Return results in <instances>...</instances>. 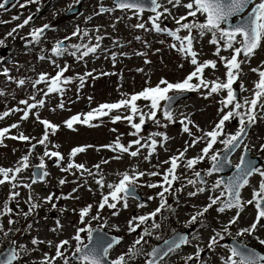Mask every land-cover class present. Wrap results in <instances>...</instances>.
<instances>
[{
  "label": "rangeland",
  "instance_id": "obj_1",
  "mask_svg": "<svg viewBox=\"0 0 264 264\" xmlns=\"http://www.w3.org/2000/svg\"><path fill=\"white\" fill-rule=\"evenodd\" d=\"M41 1L44 2L46 0ZM65 1H53L48 6L49 8H46V12L34 21V24L38 25L43 21L49 20L53 28L51 31L58 32H48L39 45L29 48L24 47L19 41L23 43L26 39L25 35H29L34 29L33 27L25 26L24 28H19L13 36H7V34L22 23L26 13H36L35 6L32 5L30 9L21 10L17 5L15 10L9 13L0 10V40L4 41L3 45H0V51L6 49V56L4 57L3 64L0 65V71L4 73V70L7 69L8 72L7 76L0 75V93H2L0 94V114L4 112L10 113L8 116L0 119V130L10 128V131L3 139V144L0 145V167H15L17 162L29 153V148L38 143V140L42 138L45 132L44 126L39 123V120H47L59 126L58 131L54 134L51 132V129L48 130L49 140L46 142L47 149H45L44 145L39 144L40 146L29 156L31 168L19 174L17 183L20 186L16 188L20 193V197L17 198L18 206L24 207L30 194L29 189L21 187V184L31 183V169L40 161L39 158L43 156L44 151H58L64 158L58 161L57 164H51L49 163L50 158L44 157L45 164L47 165L46 170L49 172V175L42 184L32 185L31 196L34 202L39 204L41 208L37 209V215L31 219L33 226L30 229L29 238H27L26 231H24L25 227L18 225L16 221L13 224V228L18 227L20 231L11 234L10 239L16 241L17 248L22 244L29 250L27 254H21L20 261L16 264H27L30 261L43 260L45 253L49 256H54L55 245L65 239L70 240V246L67 247V254H69L71 249L75 247V241L71 240L72 235L76 231L75 226L80 227L85 225L80 224L77 220V211L91 205L89 215L85 219L87 222L93 221L91 217L97 214L96 209L101 200V191L105 194L108 192L107 188L101 190L95 183V180L100 179L102 175L105 184L116 183L120 179L119 173L125 171L131 172L133 167L138 171H159L163 173L170 167V165L164 164L163 161L178 155L180 151L184 150L186 146L185 142L190 143L193 138L183 131V125L180 123V120L187 117L203 131H211L220 115L218 113V109L220 108L218 101L226 94V92H221L219 95L213 94L208 99H204L202 94L204 92L203 89L200 92H191V96L175 104L173 111L174 122L166 121L160 111L157 112V119L160 121L159 125L151 120H147L145 125L148 128L145 129L144 127L143 131L139 134L140 136L148 137L152 132H159L168 137L167 141H163L162 136L156 138L158 141L157 148L155 153L150 157V160L144 159L148 153V149H142L141 154L137 158H131L127 154H122L121 159H112L116 153L101 148L102 145L113 143L119 136L121 143L127 146L130 141L137 138L129 134L132 130L129 124L127 126L126 123H123L125 120L113 123L108 117H104L100 121L91 122L93 125L98 126L89 127L78 123L73 126V130L68 129L64 122L74 115L86 114L100 104L118 102L125 98V94L131 95L139 93L145 87H155L161 79H165L171 83L182 81L194 70V66L189 64L187 59L180 56L176 50L170 47L172 43L178 44L177 41H174L166 33L157 34L153 32L151 22L145 15L141 14L137 18L134 13L125 11L121 13L113 12L108 17H97L94 14V9H91L89 12V15H91L90 22H82L79 29L82 33L84 31L82 29L85 27V30L91 33V38L94 40L97 35L103 37L100 40L99 52L97 50L95 54L90 53L89 56L83 59H78V55H69L68 60L65 55L54 58L50 53L54 44L58 40L70 36L71 32L75 31L74 27L65 24V20H68V17L62 15L60 18H57ZM19 2L23 3L25 0H20ZM111 2L112 0H109L103 2V4L110 6ZM159 2L171 12V15L161 17L163 18L161 26L167 23L169 25L168 29L175 30L178 25H176L173 17L178 18L181 15H185L187 10L182 6L173 7L167 3V0H159ZM187 2L188 0H182V3ZM83 3L85 9L92 8L93 6L96 7L100 4L98 0H84ZM20 12L23 14L17 21L11 18L14 15L18 16ZM161 12H163V8H161ZM191 19L189 17V21ZM202 19L203 17H199L200 21ZM78 22L81 21L79 20ZM142 22L145 24L144 29L135 27V25ZM55 26H57V29L54 28ZM186 34V30L178 33L181 36ZM194 36L197 37L194 41V50L198 52V60L200 62L206 60L217 61L216 69H206L204 77L209 81L216 80L217 78L224 80L226 70L214 55L215 46L209 43L211 34L208 33L203 38H200L198 34ZM19 38L20 40H18ZM224 51L222 47L220 55L228 57L229 53L226 54ZM137 53H144V55H137ZM114 54L115 60L112 58ZM41 56L45 58L40 59ZM146 60L149 62L145 63ZM53 61H55V64ZM55 65H59L60 67L68 65V71L64 75L65 77H69L71 82L67 85H62L65 89L62 95L54 93L45 97L44 91H46L48 85L41 83L36 88H33L32 81L38 79L41 73L55 76L59 70ZM262 66V70H264V44H262L249 62L243 64L242 74L239 77L237 87L243 83L245 88L251 90L258 79V74L252 72L251 69H260ZM89 72L92 73V76L86 77L84 85L81 87L79 77ZM104 73L108 74L104 75ZM21 79L25 80L23 86L18 85V81ZM192 82L196 83L195 80ZM33 95L36 96V100L43 98L45 105L29 110V118L24 120L22 116L24 110L27 109L20 101L27 100L29 103H33L35 101L30 99ZM250 95L251 91H241L240 100ZM142 101H137L139 107ZM61 103L64 105L63 108L59 106ZM13 109H20V111H13ZM144 110L147 111L146 108ZM129 111L128 109H121L119 110V115H127ZM37 114L39 115V120L37 119ZM257 121L258 123L252 126L245 144L248 145L249 154L252 157L260 156L261 165L259 167L264 169V151H260V146L264 144V119H258ZM134 122H139L138 117L135 118ZM13 124H18L19 126L11 128ZM164 125L167 126L165 127ZM226 126L230 132H234L237 130L238 122L233 120L228 122ZM113 129L116 131H113ZM189 129L197 137L203 135V132L197 131L192 125H189ZM21 133L28 136L30 141L13 140L10 138L11 136H19ZM203 144L204 141H201L195 147L188 148L184 160L200 155V148ZM55 145H58V147H54ZM75 147H85L86 151L78 153L76 157H71L70 159L71 150ZM243 151L241 148L240 152L233 156L231 159L232 165H235L239 161ZM103 160H109L110 163L106 165L102 164ZM69 162L83 164L86 168L91 169L93 173H97L93 165L100 163L101 169L99 173L93 176H89L87 172L81 174L75 168L61 171V168H66ZM208 164L211 165L209 160ZM157 165L158 167H154ZM187 170L183 167L182 161L181 167L177 169V175L180 177L179 184L182 185L179 189L182 190L170 194L169 200L171 202L161 212L165 220L173 223L165 225L161 229L164 235H160V240L173 235L177 230H185L192 225L193 223H188L190 216L196 214L203 206L209 203L208 197L210 195H218L221 189L223 190L221 188L213 193L205 189L203 193L189 196V192H194L198 187L202 186L198 183L196 186L186 183L184 177ZM159 178L160 176L149 177L146 175L138 181L140 185H145L141 187L140 191L143 192V196L146 199L149 196L156 197V194L160 191L159 188L152 189L146 187L148 183L159 182ZM61 179H65L66 183L60 185L59 181ZM218 179V176H207L206 182L213 185ZM260 180L261 178L258 174L253 175L249 185L241 192V199L243 201L246 202L251 199L253 189L258 187ZM89 188L91 191H89ZM73 189H78V191L73 193ZM9 192L10 186L8 184L0 186V208H2ZM50 193L53 194V199L51 203H48L45 201V198ZM70 193L78 198H62L68 196ZM159 204L160 200L157 197L152 200L148 199L147 206L142 208L140 214L156 209ZM214 206L201 216V219L198 217L194 225V233L192 234L193 243L201 250L199 258H201L202 264H221L218 257L226 256L227 249L220 246L222 241L214 249H208L209 237L215 235L216 232L222 233L224 226L228 224V221L237 211L236 209H230L221 213L217 211L219 205ZM133 209L134 205L128 203L127 208L118 205L117 209H112L111 212H108L110 211L109 208L104 209L103 214L100 212L102 219L97 221L96 224L100 223L101 225L98 226H104L102 227V231L108 234L115 233L123 238V243L111 251L112 258H117L119 255L127 252V248L141 235L136 232L129 233L128 231L127 222L132 218L131 213ZM114 211H118L119 215H112ZM254 214L255 207L247 205L240 213L238 222L229 229L231 236L236 237V233L239 230L250 226ZM0 221L5 228L8 219L3 218ZM105 221H107L106 224ZM58 222L60 226H58ZM259 227L260 224L254 235H245L244 238L253 247H256L258 250L263 249L262 252H264V245L259 243L260 239H264V228L258 229ZM156 235L153 234V236L148 237L149 241L158 245L160 240L154 238ZM85 236V234L82 235L83 239ZM34 238L43 241V243L32 245L31 241ZM49 241L52 242L51 247L48 244ZM8 246V241L0 243V252ZM187 256L195 257V249H184L168 259L164 264H185L184 258ZM139 258L137 257L131 262H136ZM199 262L198 259H194L188 261L187 264H199ZM56 264H62V261H57ZM71 264H76V262L71 261Z\"/></svg>",
  "mask_w": 264,
  "mask_h": 264
},
{
  "label": "snow or ice",
  "instance_id": "obj_2",
  "mask_svg": "<svg viewBox=\"0 0 264 264\" xmlns=\"http://www.w3.org/2000/svg\"><path fill=\"white\" fill-rule=\"evenodd\" d=\"M35 2L36 0H25V3H19V0H17L16 4H13V7L18 5L20 8H25L28 4ZM8 3L9 0H3V2L0 3V9H5V5ZM76 3H80V0H76ZM167 3L173 7L182 6L187 10L185 15H181L178 18L173 17L176 25H178L175 30H170L161 26V17L171 15V12L167 7H164L159 0H114L113 8L100 7L97 14L109 13L119 9L121 11H131L137 18H139L146 10L150 11L153 13V15L149 17L151 29L156 33H166L174 41H177L178 44L172 43L170 47L182 54L186 59H189L190 64L194 66V70L191 71L182 81L171 83L165 79H161L159 84L155 87H145L139 93L131 95L125 94V98L118 102L100 104L86 114L72 116L64 123L68 129L73 130V126L78 123H82L89 127L98 126L93 125L91 122L100 121L104 117H110L113 123L125 120L128 122L131 129H133L129 134L137 138L130 141L126 146L121 143L120 137L118 136L113 143L102 145L101 148L116 153L112 157V159L115 160L121 159L122 154H127L131 158H137L141 154L142 149H148V153L144 159L150 160V157L155 153L157 148L158 141L156 138L162 136L163 141H167L168 137L159 132H152L148 137H142L139 134L143 131V127L147 120H151L157 125L160 124V121L157 119V112L161 110V102H165L163 107V116L165 120L174 122L172 105L179 96L189 92H200L203 89V98L208 99L213 94L219 95L221 92H226V96L218 101L220 104V108L218 109V113L221 114L220 118L218 122L215 123L212 130L206 132L200 129L198 125H195V123L187 117L180 120V123L183 125V131L193 138L190 143L187 141L185 142L186 146L184 150L180 151L178 155L172 156L168 160L163 161L164 164L170 165V167H168L163 173L159 171L143 172L138 171L133 167L131 172L125 171L119 173L120 179L116 183L105 184L102 175L100 179L95 180V183L101 190L104 188L108 189L106 194L101 191V200L98 204L97 214L91 217L92 220L99 221L102 219L100 212H102L106 206L109 209H117L118 205L127 208L129 199L138 200L137 188L145 186L138 183L141 177L146 175L149 177H161V182L148 183L146 185L148 188L160 189L156 194V197L160 200L159 206L151 213L138 217L134 216L127 222L129 233H134L141 225H146L142 234L134 240L127 252L119 255L116 259L109 260L110 250L121 243L122 237L112 236L109 238L106 234L94 237V231H102L103 225L99 229H92L89 224L87 227L76 228L75 235L71 237V240L75 241V247L70 255L67 254V249L65 247L70 246V240L65 239L55 245L54 256H49L47 253L44 254V259L41 261V264H56L57 261H62V264H71V261L73 260H75L76 264H130L131 261H134L140 256L146 257L144 264H161L166 257L175 253L182 245L190 243L186 236L177 234L172 240L165 239L163 242L165 247L163 248L152 247L150 251H146L144 248V245L147 244L145 237L153 236L154 230L161 227L160 223L156 222L155 218L167 206L166 194H173L174 182L180 179L177 175V169L181 167V162L183 161V167L188 170H193L199 162H202L207 158L211 162V167L207 170L206 175L212 176L213 173L223 171L225 166L231 165L230 154L241 148L242 145L244 151L240 156L239 163L234 165L235 172L233 175L229 176L227 181L223 179L216 180L208 189L210 192L214 193L223 186V190L220 191L218 195H210L208 197L209 203L203 206V208L196 214L192 215L188 223H196L198 217L203 216L214 205H219L217 211L221 213L225 212L226 209H236V214L223 228V233L231 235L229 229L232 225L238 222L240 213L247 205H253L256 210V216L253 223L236 233L237 237H243L245 235H254L257 226L260 224L261 220L264 219V169L257 167L255 161L247 159L249 148L244 142L249 129L258 119H264V70H260L259 68L251 69L252 72L258 74V80L254 83L251 90L245 88L243 83L240 84V91H251V95L244 97L243 100L238 99L236 90L233 87L242 74V65L249 62L255 55L256 51L262 46V44H264V0H188L187 3H182V0H167ZM161 8H163V12L160 11ZM189 17L192 18L190 21ZM199 17H203L202 22L199 20ZM12 19L18 20L19 16H14ZM31 19V16L27 17L21 24L12 29L7 36H13L17 29L24 28L29 24ZM135 27L144 29L145 24L138 23ZM48 28H50V25L45 24L40 28L34 29L29 34L31 42L39 43L45 30ZM182 30H186L187 34L183 36L178 35ZM194 30L198 33L200 38H203L208 33L211 34L209 43L215 46L214 55L218 58L219 62L223 64L226 70L224 80L217 78L216 80L209 81L204 77L206 69H216L217 61L206 60L200 62L198 60V52L194 50V41L197 38L193 35ZM97 31H99V29H97ZM77 36H80L81 38L89 37V32L84 30L81 33V30L77 28L72 33L71 37H65V40L59 41L53 46L51 50L53 55L60 57L67 53L71 56H77L79 53L80 55L78 59H83L84 57L89 56L90 53H97V50L100 47V40L103 39V37L99 35L95 37L96 43L94 45L91 44V38L89 37V43L72 44L70 47L73 51H69V46L65 45V41ZM137 39H139V37H137ZM3 43L4 41L0 40V45H3ZM161 43H163V41H161ZM221 46L225 51L230 50L231 54L228 57L220 55L222 50ZM137 55H144V53H137ZM44 58L45 57L43 56L40 57V59ZM112 58L115 60V54ZM148 62L149 61L147 60L145 61V63ZM53 63L55 64V61H53ZM55 66L59 69L55 76L41 73L38 76V79L32 81L33 88H36L41 83H46L48 85L46 91H44L45 97L54 93L62 95L65 91L62 85H67L71 82L70 79L64 75L65 72L68 71V66ZM181 67H183V65H181ZM3 74L6 76L8 75L7 69L4 70ZM107 74L108 73H104V75ZM88 76H92V73H85L84 76L79 77L81 87H83L85 78ZM193 80H195L196 83H193ZM24 84L25 80L21 79L18 81L19 86H23ZM170 93H175L176 95H170ZM30 99L35 102L29 103L27 100L20 101V103L25 105L27 109L24 110L22 116V119L24 120L29 118V110L43 107L45 105V100L43 98L36 100V96L33 95ZM140 100L148 102L145 105L147 111L138 106L137 101ZM59 106L63 108L64 105L61 103ZM121 109L130 110L129 114L123 116L119 114L115 116L110 115L113 111L119 112ZM13 111H20V109H13ZM9 114V112L0 114V119H3ZM136 117H138V123L134 122ZM37 119L39 120L38 114ZM232 120L238 122L237 130L234 133H226V122H231ZM39 123L44 126L45 132L42 138L38 140V144L44 145L45 149H47L46 142L49 140L48 130L51 129V132L54 134L58 131L59 126L54 125L47 120H39ZM189 125L195 127L197 131L203 132V135L198 137L195 136L190 131ZM18 126V124H13L11 125V128H17ZM164 126L166 127L167 125ZM9 131L10 128L0 130V145L3 144V139ZM113 131L116 130L113 129ZM10 138L13 140L18 139L20 141H30V138L23 133L19 136H11ZM201 141H204L205 143V146L201 149V154L195 158L184 160L188 148L195 147L196 144ZM217 143L223 145L221 151L214 150V146ZM54 147H58V145H55ZM35 148L36 145H32L29 149V153L24 155L17 162L15 167H0V186H4L5 184L10 186L9 195L3 203L2 208H0V219L4 216H8L9 226L15 223L11 218L13 209L9 204L11 201H15L20 195L18 191H15V189L20 186L17 183L18 176L30 167L29 156ZM85 151V147L73 148L70 153V159L71 157H76L78 153H83ZM260 151H264V144L260 146ZM44 157L55 158L56 161L64 159L60 152H49L47 150H45L43 156L39 158L40 162L35 166L38 171L33 172L31 183L23 185V187L29 189L30 192L29 198L26 201V203L29 204V212L19 213L25 217H27L33 209L39 206L33 202L31 196L32 185L36 184L38 180L43 182L44 178L49 175V172L45 170L46 164ZM108 163H110L109 160L102 161V164L106 165ZM93 167L97 170V173H99L101 164H95ZM154 167H158V165ZM73 168L81 172V174L84 172H87L89 176L97 174L93 173L91 169L86 168L83 164H74L72 162H69L66 168H61V171H68ZM254 174H258L261 180L258 187L253 189L251 199L245 202L241 199V190L249 185L250 177ZM194 176L197 179H188L187 184L196 186L197 183H207L201 176L200 171H194ZM65 183V179L59 181L60 185ZM85 183H87V181H85ZM181 190L182 189H175L176 192ZM76 191H78V189H73V193ZM89 191H91L90 188ZM203 192H205V188L198 187L196 191L189 192V196H195L198 193ZM156 197L149 196L148 199L152 200ZM62 198L77 199L78 197H75L70 193L68 196ZM52 199L53 194H50L45 198V201L51 203ZM137 206L140 208L146 207L144 203H138ZM53 207H55V205H53ZM91 207V205H88L80 210V224L88 223L85 218L88 217ZM112 215L117 216L119 215V212L114 211L112 212ZM150 220L152 223L149 225L148 221ZM106 223L107 221H105V224ZM58 226H60L59 222ZM118 230L117 227V231ZM18 231L20 230L12 227L5 230L3 224L0 223V233H2V235H0V243L7 240L9 244L7 253H0V264H14V261L20 259L22 253L27 254L29 251L22 244L17 248L16 241L10 239V234H15ZM53 231H55V229H53ZM82 233L87 234V243L82 239ZM154 238L160 240L161 236L156 235ZM223 239L224 235L221 232H216L215 235L210 238L207 248L214 249ZM31 243L32 245H37L43 243V241L34 238ZM259 243L264 245V239H260ZM48 244L50 247L52 246L51 241H49ZM200 251V249L196 250L195 257H185V264H187L188 261L199 259ZM228 252L229 254L226 257L221 258V264H264V254H260L249 248L247 243L229 246Z\"/></svg>",
  "mask_w": 264,
  "mask_h": 264
},
{
  "label": "water",
  "instance_id": "obj_3",
  "mask_svg": "<svg viewBox=\"0 0 264 264\" xmlns=\"http://www.w3.org/2000/svg\"><path fill=\"white\" fill-rule=\"evenodd\" d=\"M185 96H179V98L176 100V101H179V100H181V99H183ZM175 101V102H176ZM173 106V105H172ZM247 159H250L249 157H248V155H247ZM253 161H255V164H256V166L258 165V162H257V160L255 159V160H253ZM229 170V167L228 166H225V171H228ZM235 172V171H234ZM233 172V173H234ZM233 173H232V175H233ZM176 237V236H175ZM175 237H173V238H175ZM8 251V250H7ZM7 251L5 252V253H7Z\"/></svg>",
  "mask_w": 264,
  "mask_h": 264
}]
</instances>
